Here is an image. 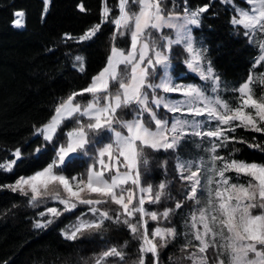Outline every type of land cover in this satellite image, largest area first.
<instances>
[{
	"label": "snow or ice",
	"instance_id": "obj_1",
	"mask_svg": "<svg viewBox=\"0 0 264 264\" xmlns=\"http://www.w3.org/2000/svg\"><path fill=\"white\" fill-rule=\"evenodd\" d=\"M221 2L228 5L233 4L234 0ZM243 2L251 5V9L237 6L238 18H234L231 23L233 26L242 25L244 35L250 43H254L256 33H264V0ZM44 3L47 6L48 0H44ZM131 4H137L139 10H130ZM172 5L175 8L177 0H172ZM208 9V5L189 9L185 0L183 15L174 11L165 14L164 0H118L119 15L110 21L114 31L106 65L92 77L86 88L61 98L48 122L33 133L43 141L36 147L34 154L39 156L52 152L51 161L41 170L31 175H21L14 183L2 185L0 189L7 188L28 197L31 207H38L48 199L62 204L63 211L87 205L90 218L85 219L87 214H82L74 225L61 232L64 239L75 241L85 233L103 236L111 225H124L133 239L140 240L139 255L133 264H146L145 258L149 254L148 264H159V249L177 237L175 227H162L160 222L170 221V217L182 208L183 202L177 201L175 208L166 207L163 211H150L145 207L146 203L161 204L165 199H173L168 191L167 180L161 181L156 188L152 184L144 185L143 178L150 171L151 162L146 150L177 151L187 135L200 137L201 143L204 137H208L211 146L206 151L211 153L210 163L201 160L195 165L196 170H193V162L184 163L177 155L176 167L180 179L190 187V191L185 193L187 199L200 204L197 193L205 188L202 178L206 180L208 194L206 204L191 212L190 225L185 220L191 232L186 231L184 234L187 243L183 245L182 251L187 253L190 247L196 248L195 252L186 256L192 264H208V257L204 254L210 248L216 249V264H264V212L253 214L251 211L257 207L264 209V164L230 159L218 154V150L227 148L235 140L234 136L228 134L235 133L237 127L264 133V96L256 97L252 87L257 80L264 85V74H250L247 82L239 88H229L222 84L210 60L205 66L207 49L194 45L190 26L199 27L201 14ZM80 10L84 11V8ZM110 15L111 10L105 6L100 23L78 38L65 34L64 39H73L77 43L92 40L101 31L102 25L109 22ZM15 16L14 26L23 27L24 14L16 12ZM165 28L175 32V39L164 34ZM154 33H159V36ZM129 34L131 44L125 51L115 41ZM173 45H183L188 54L185 60L187 67L202 81L210 83L211 94L209 90L198 86L177 83L168 75ZM259 52L253 68L264 63V39L259 40ZM121 65L123 70H120ZM73 67L82 72L84 58L77 55ZM113 84H118L115 91L112 90ZM158 89L182 96L183 99L174 100L170 96L157 95ZM221 90L238 92L239 105L231 106L219 94ZM85 93L92 97L86 104L76 100L77 96ZM153 106L155 109L163 106L168 112L180 115H173L171 122L161 120ZM128 115L131 118L125 119ZM188 116L193 118L188 119ZM149 117L155 129L149 126ZM69 120L75 121V126L64 131L62 137L61 130L65 121ZM205 125L209 127L205 129ZM104 132L110 133L111 137L110 142L101 147V134ZM236 142L246 141L240 139ZM248 147L264 151V145L261 144L249 143ZM11 155L13 159L0 162V171L12 172L22 159L19 148ZM81 157H89L93 161L87 169V178L76 175L69 178L66 173ZM96 165H99V169ZM161 167L167 174V161ZM229 172L250 179L247 184L231 183L226 175ZM58 188L63 189L66 199ZM109 202L118 207H100ZM39 215L51 217L34 222L35 228L44 229L54 223L62 211L49 207ZM149 221L156 222L157 226L150 230ZM193 240L198 244L193 245ZM127 247L128 241L120 246H107L94 255L93 264H109L110 257L117 258L120 264H127V253L124 251ZM85 264L88 262L85 261Z\"/></svg>",
	"mask_w": 264,
	"mask_h": 264
},
{
	"label": "trees",
	"instance_id": "obj_2",
	"mask_svg": "<svg viewBox=\"0 0 264 264\" xmlns=\"http://www.w3.org/2000/svg\"><path fill=\"white\" fill-rule=\"evenodd\" d=\"M234 1L244 5L240 0ZM103 5L111 10V15L109 22L102 25L95 38L80 43L64 39L65 34L78 38L100 23ZM164 5L165 14L181 12L183 8L182 5L173 8L172 0H164ZM204 5H208L209 9L202 14L200 26L193 30L196 41L207 49L205 55L223 81L236 85L245 83L254 71L256 47L249 42L242 28L232 25L234 12L221 0H187V6L191 9ZM81 7L84 11L80 10ZM138 8L137 4L130 5L132 11ZM15 12L24 14L22 29L13 26ZM42 13L41 0H0V162L13 159L11 154L17 148L22 152V159L12 172L0 171V186L14 183L21 175H31L51 161L52 152L39 156L34 154L36 147L43 141L33 133L48 122L61 98L86 88L92 77L106 65L114 31L110 21L119 15L118 0H50L48 11L44 16ZM128 36L118 37L116 45L128 44ZM79 54L84 56L85 61L82 72L72 67L74 58ZM183 59L184 53L182 58L171 59L174 76L180 81L199 84L200 79L192 74L180 76L187 72ZM76 98L86 102L89 96L85 93ZM74 126L75 121H66L61 136ZM228 135L234 136L235 140L227 148L218 150L219 155L264 164V151L248 147L249 143L264 145V133L237 127L235 133ZM240 139L246 142H236ZM147 152L152 162L149 174L146 173V179L143 178L144 185L152 184L156 188L161 181L167 180L168 191L173 199H165L161 204L146 203L145 207L150 211H163L166 207L175 208L177 201L183 202L182 208L170 217V221L160 222L162 227H175L177 237L159 249V264H192L186 256L195 252L194 247H190L187 253L182 251V247L187 243L184 234L188 227L185 220H190L195 202L188 200L185 195L188 184L180 179L176 169V154L170 151ZM164 161H167V174L161 167ZM92 163L89 157H81L66 175L69 178L76 175L86 179L87 169ZM230 174L234 182H248L247 177ZM58 191L67 198L62 188H58ZM49 207L60 209L62 215L47 228H35V221L51 218L49 215H39ZM100 207L116 209L118 206L109 202ZM251 211L260 214L264 209L257 207ZM85 213L87 215L84 218H90L87 205L63 211V205L51 199L38 207H31L28 197L7 188L0 189V264H85V261L93 264L95 254L107 246L123 245L124 241H128V247L124 249L127 253L126 262L133 264L139 255L140 240L133 239L124 225H111L103 236L85 233L75 241L64 239L61 232L69 229ZM149 226L151 230L157 224L149 221ZM192 243L197 244L195 240ZM149 258L150 254L145 258L146 264ZM109 264L120 262L110 257Z\"/></svg>",
	"mask_w": 264,
	"mask_h": 264
},
{
	"label": "rangeland",
	"instance_id": "obj_3",
	"mask_svg": "<svg viewBox=\"0 0 264 264\" xmlns=\"http://www.w3.org/2000/svg\"><path fill=\"white\" fill-rule=\"evenodd\" d=\"M41 1L43 2V13L42 14L44 16L46 14V12L48 11L49 4H50V0H48L47 6L45 5L44 0H41ZM240 1L243 2V0H240ZM243 4L244 5H240V4L236 3L235 1H234L233 4H228V6L234 12L233 19L234 18H238V14L236 13L237 6L242 7L245 10H250L251 9V5H248V4L244 3V2H243ZM180 5L183 6L182 11L181 12H176V13L178 15H183L184 8H185V0H178L177 1V6H180ZM104 7H105V5H103V8ZM45 8L47 9L46 11H45ZM197 8H199V7H197ZM197 8H193L192 10H195ZM189 9H191V8H189ZM138 10H139V8H138ZM16 18L17 17H15L14 20ZM13 26H14V23H13ZM14 27H16V26H14ZM190 27H191V31H192V35H193V30L196 29V28H198V27H196V26H190ZM237 27H240V28L243 29V26L242 25L241 26H237ZM19 28H22V27H19ZM163 32H164L165 35L171 37L172 39H175V35L176 34H175V32L172 29L165 28L163 30ZM154 35L158 37L159 36V33H154ZM128 38H129L128 39V44H126V45H119L118 47H120V48L124 49L125 51H127L130 48V44H131L130 34H129ZM260 39H264V33L257 32L256 33V36H255V42L254 43H251L257 49V55H256V57L260 54V52H259V40ZM193 42H194V45L197 48L203 47L199 42L196 41L194 35H193ZM183 53H184L183 65L186 67L187 72L186 73H182L180 76L181 77H184L186 74H192V75H194V76H196L197 78L200 79V77L194 71L190 70L187 67V65L185 63V60L187 59L188 54L185 52L183 45H173L171 59L172 58H182ZM79 56H81V57L84 58V56L82 54H79ZM255 60H256V58H255ZM255 60H254V63H255ZM207 61H208V58L206 57L205 66H207ZM172 65H173V63L171 62L170 63V66H169V68L167 70V72H168V75H170L175 82L182 83L184 85H194V86H198V87H201V88H204V89L209 90V94H211L210 93V83H206L205 81H202L201 79H200V83L199 84H197L195 82H184V81L177 80V78L173 74ZM84 66H85V61H84ZM72 67H73V63H72ZM73 68L75 70H77L75 67H73ZM120 70H123V65L120 66ZM79 72H81V71H79ZM252 74H264V63H261L260 66L254 68V71L252 72ZM221 81H222V84H226L229 88H232V87L239 88V86L241 85V84L240 85H236V84L228 83L227 81H223L222 79H221ZM252 87L254 89V92H255L256 97L264 96V85H261L258 80L255 83L252 84ZM116 88H118V84H113L112 85V90L115 91ZM219 94L231 106H233V107H237L239 105V103H240L239 93L238 92L223 91V90H221V92ZM86 95L89 96V99L88 100H90L92 98L91 95H89L87 93H86ZM157 95H160V96H170L174 100L175 99H183L182 96H179V95H176V94H172V93H164L162 90H159V89L157 90ZM149 96H150V99H151V94H149ZM76 100L77 101H80V102H82L84 104H86L87 101H88L87 100L86 102H83V101L80 100V98H76ZM153 108H154V106H153ZM154 110L157 112V116L161 120H168L169 122H171V119H172L173 115H176V116H179L180 115V113L173 114L171 112H168L163 106H161L159 109H155L154 108ZM247 111H251V110L248 109ZM124 118L125 119H130L131 116L128 115V116H125ZM187 118L188 119H192L193 117L188 116ZM196 119H204V117H196ZM148 123H149V126L150 127H152L153 129H155V124L151 122V118L150 117L148 118ZM212 126L214 127V124ZM207 127H209V126L208 125H205V129H207ZM118 130L124 131V130L119 129V128H118ZM125 134H126V132H125ZM110 137H111V134L110 133H107V132L102 133L101 134V144H100V146L102 147L103 144L110 142ZM203 140H204V142L201 143V138L200 137L193 136V135H187L181 141V143H180L179 148H178L177 151L168 150V151L176 154V165H177V155L180 156L181 161L184 162V163H187L189 161L193 162V170H196L195 165L197 163H199L201 160H204L206 164L210 163V155H211V153L208 152V151H206V149L210 148V146H211L208 143L209 138L208 137H204ZM148 150H151V149H148ZM148 150H146V151H148ZM160 152L165 153V151H160ZM93 153H95V149H93ZM105 161L108 162L107 161V157H105ZM151 162H150V166H151ZM96 167H97V169H99V165H96ZM176 169H177V167H176ZM230 173H234V172L226 173V175L230 178V182L231 183H243L242 181H237V182L232 181V177L233 176ZM147 174H149V172ZM187 174L188 173L186 172L185 175H187ZM244 177H246V176H244ZM145 179H146V177H145ZM246 179H247V181H249L250 178L247 177ZM202 183L205 184V188L199 190L198 193H197V195L199 196V199H200V204L197 205L196 202L194 201L195 202V207H194L193 210L197 209L198 207H203L206 204V202H207L208 194H207V190H206V180H204L203 178H202ZM213 187H214V185H213ZM187 191H190V187L189 186H188ZM189 219H190V217H189ZM190 223H191V220H189V225H190ZM187 231L188 232H191L190 227H188ZM197 244H198V242H197ZM194 250L196 251V248L195 247H194ZM212 254H213V256H212ZM197 255L199 256L200 254L197 253ZM204 255H206L207 257L209 255L212 256L210 258L208 257V264H216V249L210 248L208 250V252L205 253ZM224 259H225V261H227V256H225Z\"/></svg>",
	"mask_w": 264,
	"mask_h": 264
},
{
	"label": "bare ground",
	"instance_id": "obj_4",
	"mask_svg": "<svg viewBox=\"0 0 264 264\" xmlns=\"http://www.w3.org/2000/svg\"><path fill=\"white\" fill-rule=\"evenodd\" d=\"M15 13H16V12H15ZM15 13H14V17H16V16H15Z\"/></svg>",
	"mask_w": 264,
	"mask_h": 264
}]
</instances>
